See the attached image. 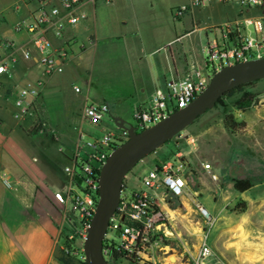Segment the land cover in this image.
Instances as JSON below:
<instances>
[{"label":"crops","instance_id":"1","mask_svg":"<svg viewBox=\"0 0 264 264\" xmlns=\"http://www.w3.org/2000/svg\"><path fill=\"white\" fill-rule=\"evenodd\" d=\"M83 1V21L66 27L60 38L50 30L46 33L49 46L44 54L62 48L67 53L62 72L48 75L30 34L15 29L18 22L30 23L37 4L0 0V53L8 62L1 77L0 170L11 181H0V264H61L56 249L66 215L54 194L74 188L75 174L65 169L75 172L83 161L85 152L78 148L82 140L117 131L103 122L87 123L82 118L85 106L105 105L112 119H134L135 110L151 104L167 81L184 78L191 66L203 62L209 43L228 47L237 36H251L253 27L245 20H261L264 30V11L219 0L188 9L179 19L172 10L188 8L190 0ZM226 24L233 25V34H224ZM27 83H40L41 92L34 113L15 120L14 101ZM258 90L260 106L244 112L241 120L264 122V84ZM38 124L42 129L35 131ZM174 139L170 144L175 148L188 145L185 139V144L176 141L181 134ZM196 147L197 138L193 153ZM184 150L160 147L153 153L155 167ZM204 164L210 165L201 163L196 175L211 172ZM110 261L131 264L121 258Z\"/></svg>","mask_w":264,"mask_h":264},{"label":"built area","instance_id":"2","mask_svg":"<svg viewBox=\"0 0 264 264\" xmlns=\"http://www.w3.org/2000/svg\"><path fill=\"white\" fill-rule=\"evenodd\" d=\"M35 2L37 9L30 15V23L24 21L15 25L17 31H26L31 36V43L40 53L39 64L48 75L62 72L63 59L67 57L64 48L44 54L49 46L46 33L51 31L57 38L62 37L66 27H73L86 18L83 11V0H60L58 5L51 4V0H25ZM231 2L243 8H257L264 11V0H219ZM211 0H190L189 7H177L172 10L174 19H179L188 9H200L207 6ZM253 27V33L247 37H235L233 44L228 47L209 43L206 47L205 59L201 64L190 67L188 74L181 79L170 80L165 83L163 89L158 90L152 103L147 107H139L134 112V130L139 133L179 109L185 108L207 87L211 76L227 65L264 58V30L261 20L243 21ZM224 34H233V25L223 26ZM7 46V45H6ZM8 47V46H7ZM9 48V47H8ZM25 59L29 56L23 54ZM8 62L0 53V96L2 91L1 77L7 73ZM79 92L78 88H74ZM41 92L40 83H27L18 91L14 101L15 112L13 118L22 120L34 113L35 100ZM105 105H87L82 110V118L92 126H99L103 116L107 113ZM114 133H102L92 137L79 149L85 152L80 165V180L85 184L81 188V194L73 188L65 189L54 194V199L64 206L65 215L69 222L75 223L81 228L82 242L86 236L90 220L94 214L98 200V178L102 164L107 156L119 145L128 139L125 129L116 128ZM186 143L194 147L196 138L187 136ZM205 170L210 169L209 164H204ZM186 163L181 156H173L172 160L154 167L142 178V188L129 195L121 192L119 206L109 220L104 240L110 244L109 233H114L119 239L114 244L115 252L131 264H158L156 256L163 254L168 264L169 254H166V245L163 242L166 236L162 230L164 227L163 213L159 209L164 202V196L169 194L174 198L182 197L188 189L184 177ZM70 175L75 174L71 169H65ZM0 181L10 185V177L0 170ZM199 215L205 224H210L211 214L201 204L196 205ZM72 216V217H70ZM103 256L112 259L110 249L103 248ZM80 260L84 262L82 254ZM183 264H225L211 248L206 240H202L195 251Z\"/></svg>","mask_w":264,"mask_h":264},{"label":"rangeland","instance_id":"3","mask_svg":"<svg viewBox=\"0 0 264 264\" xmlns=\"http://www.w3.org/2000/svg\"><path fill=\"white\" fill-rule=\"evenodd\" d=\"M262 84L264 81L254 82L224 97L181 133V139L176 140L179 143L185 144L184 139L190 135L198 139L195 153L186 144L175 148L170 144L174 138L163 145L172 151L184 147V152H188L178 155L186 163L184 173L188 189L180 198L166 194L164 202L159 205L164 215L162 230L166 236L163 245L168 247L166 254H169V260L170 256L177 258L171 264L186 262L190 255L195 254L202 240L210 244L225 264H264V122L241 120L244 112L260 106L262 94L258 89ZM77 88L80 90V87ZM84 90L82 87V93ZM228 115L237 123H243V127L235 132L228 130L224 126V119ZM123 121L126 125L135 126L132 116ZM102 122L114 126L108 114L103 116ZM89 140L88 137L84 138L82 143ZM153 153L126 175L122 196L142 188V178L155 167ZM204 162L210 163L211 172L196 175V168H201ZM80 165L79 160L73 188L79 194L81 188H85L79 177ZM235 180L247 181L251 187L240 193L234 189ZM197 204L211 214L209 225L199 215ZM108 238L115 245L119 243L114 233H109ZM82 244L80 226L65 217L56 258H63L68 264H81ZM155 259L158 264H168L163 254ZM106 261L112 264L109 257H106ZM117 264L129 263L119 261Z\"/></svg>","mask_w":264,"mask_h":264},{"label":"water","instance_id":"4","mask_svg":"<svg viewBox=\"0 0 264 264\" xmlns=\"http://www.w3.org/2000/svg\"><path fill=\"white\" fill-rule=\"evenodd\" d=\"M264 80V58L227 65L214 73L205 90L185 108L155 125L136 133L120 118L115 127L125 129L128 139L106 158L99 171L98 200L82 244L85 264H108L103 256V241L109 220L116 212L126 175L148 155L181 134L200 116L211 110L226 93L240 86ZM170 261H174L171 257Z\"/></svg>","mask_w":264,"mask_h":264},{"label":"trees","instance_id":"5","mask_svg":"<svg viewBox=\"0 0 264 264\" xmlns=\"http://www.w3.org/2000/svg\"><path fill=\"white\" fill-rule=\"evenodd\" d=\"M252 84H253V83H250V84H247V85H244V86H240V87H238V88H236V89H234V90H231V91H229L228 93H226V94L224 95V97H229V96L233 95L234 93L241 91L244 87H247V86L252 85ZM224 97H223V98H224ZM223 98L219 99V100L217 101L216 104H219V103L222 101ZM224 126H225L228 130H230V131H232V132H235V131H237V130H239V129H241V128L243 127V123H237L231 115H228V116H226L225 119H224ZM41 129H42V128H41V125L38 124V125L36 126V128H35V131H37V130H41ZM177 136H178V135H177ZM75 181H76V180H75ZM250 187H251V184H250L249 182H247V181H242V180H235V181H234V189H235L236 191L240 192V193L247 191ZM103 248H108V249H110V251H111V253H112V259H117V258L120 257V256L115 252V250H114V244H113L112 242H111L110 244H108V242H107L106 240H104V241H103ZM56 259H57V261H58L59 263H61V264H68V262H66L65 260H63V258H56ZM80 263H81V264H85V263L82 262V261H80Z\"/></svg>","mask_w":264,"mask_h":264}]
</instances>
